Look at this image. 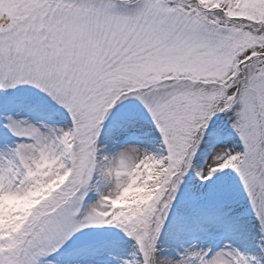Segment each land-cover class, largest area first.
<instances>
[{
	"label": "snow or ice",
	"instance_id": "snow-or-ice-1",
	"mask_svg": "<svg viewBox=\"0 0 264 264\" xmlns=\"http://www.w3.org/2000/svg\"><path fill=\"white\" fill-rule=\"evenodd\" d=\"M0 264H264V0H0Z\"/></svg>",
	"mask_w": 264,
	"mask_h": 264
}]
</instances>
